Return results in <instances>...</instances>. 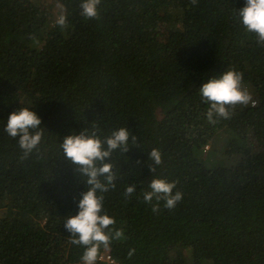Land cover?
Instances as JSON below:
<instances>
[{
  "label": "trees",
  "instance_id": "trees-1",
  "mask_svg": "<svg viewBox=\"0 0 264 264\" xmlns=\"http://www.w3.org/2000/svg\"><path fill=\"white\" fill-rule=\"evenodd\" d=\"M52 1L66 29L39 1L0 0V264H82L64 222L88 187L61 145L119 128L136 144L105 161L117 179L103 211L124 239L97 264H264V45L240 22L246 0H101L92 20L81 0ZM228 70L252 99L210 123L200 89ZM23 107L45 133L26 158L5 131ZM154 178L183 193L174 209L144 201Z\"/></svg>",
  "mask_w": 264,
  "mask_h": 264
},
{
  "label": "clouds",
  "instance_id": "clouds-1",
  "mask_svg": "<svg viewBox=\"0 0 264 264\" xmlns=\"http://www.w3.org/2000/svg\"><path fill=\"white\" fill-rule=\"evenodd\" d=\"M101 0H81V15L85 20L99 18L98 6ZM195 3V0H193ZM240 22L244 28L257 37V42L264 45V0H246L245 6L238 12ZM54 27L61 30L69 26L68 16L61 12L54 20ZM243 76L233 70L224 72L218 78H212L204 83L200 89V96L209 105L207 119L215 123L216 118L228 119L230 108L238 104L247 105L251 96L242 86ZM42 121L36 112L28 107L12 113L5 127L6 133L18 140L19 147L26 158L33 151H38L44 137ZM136 144V137L127 128H119L103 140L95 130H83L79 134L73 133L64 138L61 145L64 156L74 166L75 170L86 178L88 190L81 194L78 201L79 212L65 218L64 227L71 234V243L82 246V264H97L101 259V249H108L113 240L124 239V232L115 228L116 220L104 213L105 193L116 187V174L113 165L105 161L110 159L117 150L129 151V141ZM147 167L155 173L157 166L162 163V156L158 149L149 153ZM139 163V162H138ZM150 191H144V201L151 204L153 199L157 204L153 211H159V201H164V207L172 210L183 199V193L174 191L175 182H168L161 178H154L149 184ZM135 185L127 186L125 196L135 192ZM134 254L130 250L129 257Z\"/></svg>",
  "mask_w": 264,
  "mask_h": 264
},
{
  "label": "rangeland",
  "instance_id": "rangeland-1",
  "mask_svg": "<svg viewBox=\"0 0 264 264\" xmlns=\"http://www.w3.org/2000/svg\"><path fill=\"white\" fill-rule=\"evenodd\" d=\"M36 1H39L40 3L45 5L46 8L51 13V15L56 16L57 13L60 11V6L58 4H56L54 1H52V0H36ZM224 141H225V136L224 135H221V137L215 138L214 141H213L214 142V150L220 152V150L223 147ZM205 148H206L205 152H207V154H209L211 152V150L213 149L212 146H208V147H205ZM214 150H212L213 153H215ZM205 152H204V154H206ZM218 157L220 158L222 156H218ZM213 164H214V162L212 161L210 165L212 166Z\"/></svg>",
  "mask_w": 264,
  "mask_h": 264
},
{
  "label": "built area",
  "instance_id": "built-area-1",
  "mask_svg": "<svg viewBox=\"0 0 264 264\" xmlns=\"http://www.w3.org/2000/svg\"><path fill=\"white\" fill-rule=\"evenodd\" d=\"M109 259H110V258L108 257V259H107V260H109ZM112 262H113V261H112ZM112 262H111V263H112Z\"/></svg>",
  "mask_w": 264,
  "mask_h": 264
}]
</instances>
